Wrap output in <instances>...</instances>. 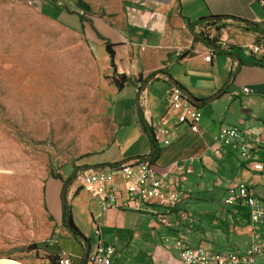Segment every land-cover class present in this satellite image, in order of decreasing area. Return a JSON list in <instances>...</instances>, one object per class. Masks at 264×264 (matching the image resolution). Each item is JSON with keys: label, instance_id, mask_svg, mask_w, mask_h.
Instances as JSON below:
<instances>
[{"label": "crops", "instance_id": "obj_1", "mask_svg": "<svg viewBox=\"0 0 264 264\" xmlns=\"http://www.w3.org/2000/svg\"><path fill=\"white\" fill-rule=\"evenodd\" d=\"M115 3V8L108 6L103 18L92 15L89 7L93 23L86 27L83 19V26L102 69L111 76L114 69L102 39L116 45L117 73L130 82L116 89L114 113L117 115L118 103L127 94L137 116L133 113L130 121L124 109L111 144L80 161L79 170L149 157L150 133L141 114L150 129L162 125L170 132V143L158 147L160 153L153 163L164 177L166 189L179 193L180 201L170 211L148 205L103 210L99 199L78 181L68 185L67 192L64 182L69 177H52L42 190L40 220L30 221L32 230L18 243L35 242L38 251L47 256L0 258V264H50L47 257L52 254L66 255L72 264H84L88 247L63 224L64 194L76 226L90 240L89 249L99 243L117 248L112 264H182L176 248L179 240L208 253L241 255L258 241L263 252L256 256L255 264H264V223H253L250 207L243 203L224 204L228 189L239 183L264 202V171L253 169L255 163L264 162V51H254L257 46L264 48V0ZM41 10L55 13L50 7ZM214 16L228 18L214 20ZM202 19L209 20L200 22ZM200 26L207 28L221 50L232 55L214 52L196 37ZM172 85L201 101L195 105L202 113L197 128L176 125L177 113L168 108L167 92ZM225 125L245 134L249 147L245 161L220 142V129ZM140 143L142 148L137 149ZM48 183L55 188L49 197Z\"/></svg>", "mask_w": 264, "mask_h": 264}, {"label": "rangeland", "instance_id": "obj_2", "mask_svg": "<svg viewBox=\"0 0 264 264\" xmlns=\"http://www.w3.org/2000/svg\"><path fill=\"white\" fill-rule=\"evenodd\" d=\"M78 1L103 18L118 0H0V258L47 256L18 244L41 218L44 183L104 151L124 109L137 116L127 94L114 113L115 76L80 31V17L86 27L93 19ZM46 189L54 194L53 183Z\"/></svg>", "mask_w": 264, "mask_h": 264}, {"label": "built area", "instance_id": "obj_3", "mask_svg": "<svg viewBox=\"0 0 264 264\" xmlns=\"http://www.w3.org/2000/svg\"><path fill=\"white\" fill-rule=\"evenodd\" d=\"M198 36L203 35L213 40L211 33L205 26L198 27ZM214 41V40H213ZM256 53L264 51L262 46L254 48ZM249 92L248 88L244 89ZM168 108L177 113L176 125L189 129L198 127L202 113L189 99L185 92L176 85H172L167 92ZM175 126V127H177ZM157 146H166L170 143V132L162 126L152 127ZM220 142L223 146L239 152L242 160L248 158L249 147L245 134L232 125H225L220 129ZM221 155L220 151H217ZM253 169L264 171V162L255 163ZM76 181L99 199L103 210L110 208L140 209L142 206H155L165 211L174 209L179 201L180 194L166 189L164 177L154 167V163L147 158H139L129 163L109 168H87L79 170ZM243 203L250 207L253 223H264V202L257 200L249 187L244 183L231 186L225 205ZM160 217V220L164 219ZM182 264H255V258L263 252V245L255 241L245 254L237 253H208L200 249H192L184 241L176 243ZM117 248L113 245L99 243L85 259L86 264H112L117 254ZM59 264H72L66 255H61Z\"/></svg>", "mask_w": 264, "mask_h": 264}, {"label": "trees", "instance_id": "obj_4", "mask_svg": "<svg viewBox=\"0 0 264 264\" xmlns=\"http://www.w3.org/2000/svg\"><path fill=\"white\" fill-rule=\"evenodd\" d=\"M89 12H90V10L87 13H89ZM226 18H228V16H214V17H212V19H214V20H222V19H226ZM207 20H209V19H202V20H200V22H204ZM80 21L82 24L83 23V17H80ZM80 31L85 35L83 25L80 27ZM196 37H199V39L202 40L208 47L212 48L214 52L219 51V53H221V54L232 55L231 53H227V52L221 50L220 47L216 45L215 41L209 39L208 37H205L203 35H200V36L196 35ZM102 40H103V45L105 46V49L110 56L111 66L114 69V76H115L114 77L115 78L114 83H115L116 87L120 90V89L124 88V86L126 84H128L130 82V79L124 74L120 75L117 73L116 51H115L116 45L114 43H112L110 40H106L104 38ZM140 119H141V122L144 125L145 129L150 133V143H151V147H152V153L149 155V157H146V158L149 159L151 162H155L159 156L160 151H159V148L157 146V142L155 140L153 130L147 126V124L145 123V121L143 119V115H141V114H140ZM140 158L143 159L145 157H140ZM121 164H123V163H114V164H109L108 166L115 167V166H119ZM77 174H78V172L75 171L64 182V186L66 187V186L72 184L75 181ZM56 178L60 179V177H56ZM63 224L71 231V233L75 237H77L81 240H84L86 247H88V248L90 247V240L84 237V235L81 233V231L78 229V227L76 226V224L74 222L71 207L68 205L67 201L65 200V194L63 196ZM47 258L50 261V264H59L60 256H58L56 254L55 255L52 254V255H49ZM85 263L86 262H84V264Z\"/></svg>", "mask_w": 264, "mask_h": 264}, {"label": "water", "instance_id": "obj_5", "mask_svg": "<svg viewBox=\"0 0 264 264\" xmlns=\"http://www.w3.org/2000/svg\"><path fill=\"white\" fill-rule=\"evenodd\" d=\"M77 6L84 12H88L89 11V6L85 3H83L82 1H78L77 2ZM186 94V93H185ZM190 99V101L194 104V105H200L201 104V101H199L198 99H196L195 97H193L192 95H187ZM84 241V240H83ZM89 248L86 249V252H85V257H84V262H85V259L89 253Z\"/></svg>", "mask_w": 264, "mask_h": 264}]
</instances>
